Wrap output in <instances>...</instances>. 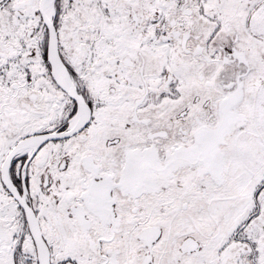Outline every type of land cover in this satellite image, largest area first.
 <instances>
[{"label":"snow or ice","instance_id":"snow-or-ice-1","mask_svg":"<svg viewBox=\"0 0 264 264\" xmlns=\"http://www.w3.org/2000/svg\"><path fill=\"white\" fill-rule=\"evenodd\" d=\"M0 264H264V0H0Z\"/></svg>","mask_w":264,"mask_h":264}]
</instances>
